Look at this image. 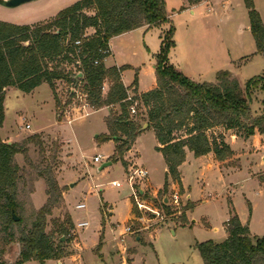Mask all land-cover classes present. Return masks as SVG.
Returning a JSON list of instances; mask_svg holds the SVG:
<instances>
[{
    "label": "rangeland",
    "instance_id": "374dc122",
    "mask_svg": "<svg viewBox=\"0 0 264 264\" xmlns=\"http://www.w3.org/2000/svg\"><path fill=\"white\" fill-rule=\"evenodd\" d=\"M74 1L34 0L17 7L0 4V19L15 23L46 22ZM185 3L187 0H166L167 11H178L175 13L178 15L174 18L177 28L173 35L176 47L169 55L172 64L188 71L189 68L193 70L192 67L201 70L200 66H203L205 71L203 76L197 78L200 79L198 81L216 82V66L231 70L242 85L249 78L264 74V52H256L245 0H208L197 6L195 13H192V9L180 12L179 7ZM253 3L264 21V0H253ZM86 11L95 13L93 7ZM169 27L167 23L152 26L147 36L145 31L137 30L131 35L129 52L122 47L121 50L127 58L142 63L147 60L146 44L157 52L156 45H160L161 39L163 41ZM86 33L92 34L90 29ZM118 41L114 40L116 48ZM210 58L216 60V65H209ZM68 66L67 69L72 72L79 71L74 65ZM130 72L133 73L132 70ZM192 74L195 73L192 71ZM110 84L107 79L104 94ZM83 87L84 81L81 80L76 84L57 81L56 92L62 104L56 107L54 90L48 83L31 92L11 86L6 90V115L0 128L5 139H11V142H22L30 135L41 133V145L36 141L28 143L27 155L19 153L16 157L23 172L19 181V195L24 209H19V213L28 220L34 207L46 203L47 183L44 177L38 175V167L51 165L63 188V195L47 217L46 230L53 231L51 233L56 242L60 239L65 241L63 250L67 256L77 251L75 242H78L80 250L93 252L100 258L102 248L109 250L101 264H204L196 244L207 239L223 240L226 221L233 212L241 215L244 223L251 225L253 235H264V142L262 151L250 150V144H244L243 138L234 144V132L229 133L232 147L238 150L235 159L219 162L212 152L209 161H215L210 163L206 158L199 159L192 155L182 168L189 190L181 189L175 181L176 186L172 187L173 180L167 176L164 155L156 148L158 143L154 129L148 122L147 108L139 100L134 104L135 112L129 109L130 116L141 128L146 124L148 128L138 134L136 148L129 152L128 160L125 156L129 150L125 152L127 167L121 158L99 169L116 147L112 141L114 139L100 138L110 133L104 116L109 111L111 114L120 112L121 106L119 103L106 105L110 110H95L90 104L85 106L88 100ZM71 90L75 91L72 97ZM129 93L135 96L134 92L128 90ZM70 98L72 101L66 104ZM251 109L253 115L264 110V91L256 93ZM91 110L95 111L87 114ZM69 119H73L72 122ZM221 131L222 127H216L209 130V134ZM99 152L104 157L100 162H95L94 156ZM132 157L139 166L149 171L147 178L134 182L136 185L127 177V170L134 161ZM167 178L172 181L165 189ZM147 179H151L154 187L161 189L154 192ZM113 180L120 181L122 185H113ZM141 190L144 191L143 197H140ZM176 191L181 195L178 204L172 201ZM134 196L140 197L144 205L138 206ZM81 202L86 206L78 208L77 204ZM188 202L194 204L193 209H187ZM111 205L115 208L112 215L107 210ZM167 207L171 213H167ZM68 213L73 218V224L64 220ZM184 214L188 217L185 224L182 218ZM81 221H88V225L79 226ZM61 222L68 225V240L57 230ZM113 224H120V227L114 230ZM127 225H132L131 232L124 231ZM8 239L7 231L0 230V257L14 262L18 258L20 244L17 240L9 242ZM79 261L85 264L82 258ZM23 264L40 262L31 259ZM45 264L57 263L55 260L49 263L45 260ZM65 264L78 263L70 257L65 259Z\"/></svg>",
    "mask_w": 264,
    "mask_h": 264
},
{
    "label": "trees",
    "instance_id": "16d2710c",
    "mask_svg": "<svg viewBox=\"0 0 264 264\" xmlns=\"http://www.w3.org/2000/svg\"><path fill=\"white\" fill-rule=\"evenodd\" d=\"M202 0H187L189 5ZM249 9L250 29L256 41V52H264V21L255 8L253 0H245ZM94 8L90 14L86 9ZM182 6L181 9H185ZM169 22L166 0H76L60 9L55 17L46 22L15 23L0 19V128L5 120L6 90L15 86L31 92L42 83L54 90L56 107L62 104L56 92L57 81L77 83L84 81L88 103L95 109L119 103L121 111L109 114L105 120L110 133L101 139H114L116 147L108 158L123 160L131 149L142 128L130 116L133 101H142L147 108L148 122L157 139V150L167 163V176L178 182L183 189L180 165L186 159V150L195 156L213 152L219 162L234 157V149L225 140V131L233 129L236 134L249 137L256 132L264 133V110L253 115L251 103L258 91H264V74L249 78L244 85L228 69L217 71V81H198L186 75L180 68L168 62L170 50L175 46V26L170 25L163 37L157 54V84L140 94L135 76L133 100L128 99V90L122 80V71L129 65H107L104 61L111 54L110 39L123 32ZM93 28L92 34L86 31ZM76 40H81L76 44ZM96 60L98 61L96 63ZM74 65L78 72L67 69ZM69 67V66H68ZM111 84L104 94V84ZM71 90V97L75 94ZM72 98L67 99L66 104ZM222 127L220 133L209 130ZM122 132V134H120ZM182 132L183 134H180ZM41 133L26 137L22 142L6 141L0 132V230L7 231L9 242L19 241L20 251L14 262L0 257V264H22L31 259L45 264L47 259H58L66 253L65 241H55L53 231H47V217L52 214L55 202L63 195L51 165L39 168V176L47 183L48 199L26 220L20 200L19 181L23 176L16 157L27 155L28 143L43 142ZM54 157H57L56 155ZM167 178L164 188L169 187ZM187 203V209H193ZM19 216L14 219L13 214ZM167 213H171L167 207ZM69 214V213H68ZM183 224L188 221L183 215ZM66 223L73 224L72 217ZM61 222L57 227L61 234L69 233L68 225ZM224 240L207 239L196 244L204 264H264V235L253 237L247 223L233 212L225 224ZM52 232V233H51ZM18 235V238L16 236Z\"/></svg>",
    "mask_w": 264,
    "mask_h": 264
},
{
    "label": "crops",
    "instance_id": "0c3cea01",
    "mask_svg": "<svg viewBox=\"0 0 264 264\" xmlns=\"http://www.w3.org/2000/svg\"><path fill=\"white\" fill-rule=\"evenodd\" d=\"M208 0H202L200 3L198 4H194V5H189L188 2L185 3V4H182L179 8H180V12H185L186 10L188 9H192V13H195V10H196V7L204 2H207ZM182 6H186L185 9H181ZM175 13H178V11H175V12H171V11H168V14H169V22H167L168 25H171L173 24L175 26ZM178 16V15H177ZM152 27V26H151ZM150 27L149 26H142V27H138V28H135V29H132V30H129V31H126V32H123L121 34H118V35H115L113 36L111 39H110V49H111V55L108 56L105 60V63L107 65H117V66H123V65H129L128 68L124 69L122 71V80L124 82V84L129 88V91L130 92H134V89H135V86L132 85L133 84V81L135 79V76L137 77L138 79V83H137V91L138 93H141L147 89H150L152 87H154L156 84H157V80H156V64H157V54L160 52V49H161V46H162V39H161V43L160 45H156V51L157 52H153L151 50V48L146 44L147 46V60L142 62V63H139V62H135L134 60H132L131 58H127V56H125V54L123 53V51L121 50V47L123 48L124 51L126 52H129V47H130V38H131V35L136 32L137 30H140V31H145L146 35L147 36V31H149ZM176 26H175V32H176ZM91 33L94 32V29L93 28H89ZM146 29V30H144ZM151 30V29H150ZM118 39V43H117V48H119L120 50H117L116 46H115V42L114 40ZM175 47L174 46L171 50H170V53L169 55L171 56L172 52L175 50ZM188 54L191 55V53L189 52ZM189 55V57H190ZM192 57V56H191ZM194 58H196V56L194 55L193 56ZM228 57L229 59L231 60V57H230V54H228ZM171 58L168 56V62H170ZM216 60L213 59V58H210L209 59V65L211 66H214L216 65ZM192 63H193V60H192ZM175 65V64H173ZM199 65V63L197 64ZM196 65V66H197ZM201 65V64H200ZM176 66V65H175ZM210 66V67H211ZM178 67V66H176ZM180 68V67H178ZM192 69L189 68V71L186 70V68H180L186 75L190 76V77H193L194 79L196 80H200V79H197L199 76H203L204 74V69H203V66H200L201 70H196V68L192 67ZM221 69H227V68H221ZM132 70L133 73H131L130 71ZM220 70L218 69V66L215 67L214 69V72L217 73V71ZM229 70V69H228ZM192 71L193 73L195 74H192ZM231 71V70H230ZM203 73V74H202ZM207 80V79H205ZM44 84V83H42ZM41 84V85H42ZM40 86V85H39ZM37 88V87H36ZM99 109H105V110H110V107L108 106H104L102 108H99ZM97 110V109H95ZM95 110H91L90 112L88 111L87 114L95 111ZM111 113V111H109L108 113L105 114L104 117H106L107 115H109ZM74 119V118H73ZM73 119H69V122H72ZM147 126V127H146ZM146 126H144L142 129H145V128H148V124H146ZM234 132V134H232V136H234V144L238 143V140L239 139H244L245 143L244 144H250V150H256V151H262L263 149V142H264V133H259V132H256L255 134L249 136V137H245V136H242V135H239V134H236L235 131H233L232 129L230 130H227L225 131V140L227 142H229V144L231 145L232 147V141L230 140V138L228 137V134L229 133H232ZM2 135V133H1ZM3 139L6 140V141H12L11 139H5V137L2 135ZM138 137V136H137ZM137 137H136V140L134 141V144H133V147L128 151V155L126 154L125 158L128 160V157L130 156L129 155V152H132L134 151V148H136V141H137ZM116 146V142L114 140H112ZM233 148V147H232ZM234 149V159L235 157H237V154H238V150L233 148ZM115 150V149H114ZM113 152H111L110 154L107 155V159L108 157H110L109 155H111ZM97 154H101L100 152L97 153ZM96 154V155H97ZM102 155V154H101ZM192 155H194L193 151L187 149L186 150V159L185 161L180 165L179 169H180V172H181V181H182V186L188 191L189 187H187V184L185 183V179H184V175H183V172H182V168L183 166L185 165V163L189 160H191L192 158ZM213 155L212 152H209L205 155H202V156H195L197 158H206L209 159L211 158V156ZM104 155H102V159H103ZM193 157V158H195ZM214 158V157H213ZM262 158L264 159V154L262 155ZM135 158L132 157V160H134ZM233 159V158H232ZM95 161V160H94ZM215 160L212 159V161H209L210 163L214 162ZM236 161V160H235ZM96 162V161H95ZM237 162V161H236ZM132 163H137L135 160L132 162ZM219 163V162H218ZM235 163V162H234ZM220 165V163H219ZM167 169V167H166ZM148 180V184L152 187V189L154 190V192H156L157 190H160L161 188H157V187H154L153 184L151 183V179H147ZM172 181V180H171ZM170 181V182H171ZM71 182V181H69ZM77 182V181H76ZM75 182V183H76ZM122 183L120 182V185L121 186ZM172 187L176 186V183L174 181H172ZM133 204V203H132ZM86 206V204H85ZM84 206V207H85ZM130 206H131V209H132V205H131V202H130ZM40 207V206H39ZM38 207V208H39ZM110 213V215L113 214L112 210L115 211V208L111 206H109V208L107 209ZM71 216V215H70ZM189 218H190V213L188 214ZM241 216V215H240ZM72 217V216H71ZM241 219H243V217L241 216ZM73 220V218H72ZM244 223V221H242ZM120 224H117V225H114L113 224V229L115 230L116 228L120 227L119 226ZM249 225V223H248ZM251 225H249V228H250V231H251ZM215 230H217V227L215 226L214 228ZM251 234H252V231H251ZM227 236V231L226 233L223 235V240L226 238ZM253 237H255L256 235H253ZM221 241V240H220ZM75 245H76V252H72L73 254H70L67 256V254H65L66 256L65 257H61V258H58V259H54V258H51V259H47V263H49V261H52V260H55L57 264H65V259H68V258H72L74 259L75 262H77L78 264H81V262L79 261L80 258L83 259V261L85 262V264H101L102 260L105 261L106 258H104V255L108 256V251L109 250H104L103 248L101 249L100 253H103V255L101 256L102 258H100L98 255H94L93 252H87L85 253L83 250H80L79 248V244L78 242H75ZM90 258H93L90 259ZM29 261V260H28ZM27 262V261H26ZM25 263V262H24ZM105 263V262H104ZM23 264V263H22Z\"/></svg>",
    "mask_w": 264,
    "mask_h": 264
},
{
    "label": "built area",
    "instance_id": "2783aa9c",
    "mask_svg": "<svg viewBox=\"0 0 264 264\" xmlns=\"http://www.w3.org/2000/svg\"><path fill=\"white\" fill-rule=\"evenodd\" d=\"M81 43V40H76V44H80ZM111 49H103L102 51H103V53H108V51H110ZM111 55V54H110ZM109 55V56H110ZM108 56H106L105 58H104V61L106 60V58H107ZM98 61L96 60V63H97ZM86 96H87V94L86 93H84ZM87 98V97H86ZM128 99L129 100H133V96L132 95H130V93L128 94ZM137 101L135 100V101H133V103L130 105V107H129V109H130V111L131 112H135L136 111V109H135V103H136ZM84 105L85 106H87V105H89V103L86 101L85 103H84ZM28 127H30V125L28 124L27 125ZM94 160L96 161V162H100L101 160H102V155L101 154H97V155H95L94 156ZM148 174H149V171H148V169L147 168H145V167H142V166H139L137 163H132L130 166H129V168H128V170H127V177L129 178V180L131 181V182H133V184L134 185H136L134 182L135 181H137V180H139V179H141V180H143V179H145V178H147V176H148ZM113 185H115V186H119L120 185V181H117V180H113ZM143 190H141V193H142V195H140V197H143ZM180 192L179 191H176L174 194H173V199H172V201L175 203V204H178L179 203V199H180ZM135 197V200H136V203H137V205L138 206H143L144 204L141 202V200L139 199L140 197H138V196H134ZM134 203V202H133ZM85 206V203H83V202H81V203H79V204H77V207L78 208H83ZM79 226H81V227H85V226H87L88 225V221H81V222H79V224H78ZM124 231L125 232H131L132 231V225H127V226H125L124 227Z\"/></svg>",
    "mask_w": 264,
    "mask_h": 264
},
{
    "label": "water",
    "instance_id": "95a60500",
    "mask_svg": "<svg viewBox=\"0 0 264 264\" xmlns=\"http://www.w3.org/2000/svg\"><path fill=\"white\" fill-rule=\"evenodd\" d=\"M31 1H34V0H0V4L3 5V6H7V7H17V6H20V5L24 4V3H28V2H31ZM110 164H112L111 160L105 161L99 166V169H103L104 167H106V166H108ZM13 215H14V219L16 221L19 220V216L17 214L14 213ZM62 238H64V237H62Z\"/></svg>",
    "mask_w": 264,
    "mask_h": 264
}]
</instances>
